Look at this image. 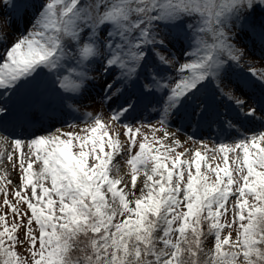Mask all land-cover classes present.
Here are the masks:
<instances>
[{
	"label": "snow or ice",
	"instance_id": "1",
	"mask_svg": "<svg viewBox=\"0 0 264 264\" xmlns=\"http://www.w3.org/2000/svg\"><path fill=\"white\" fill-rule=\"evenodd\" d=\"M3 6L10 14L16 4L3 0ZM256 7H264V0H44L32 30L12 42L3 31L9 15L0 20V44L8 45L0 55V145L12 137V150H0V164L6 159L15 167L18 161L21 180L10 200L5 185L12 181L0 175V264H264V131L211 149L203 144V153L201 148L177 152L178 139L164 143L179 105L191 104L194 116L207 114L208 102L200 95L207 84L243 116L256 117L255 106L244 112L248 101L234 96V89L223 90L229 69H242V60L253 63L233 41ZM260 27L264 34V22ZM209 31L211 44L201 38ZM177 40L193 48L183 52L184 63L169 47ZM149 57L155 62L142 89L167 92L161 127H153L151 141L147 135L137 141L141 126L123 123L122 144L91 114L86 115L94 124L83 136L57 128L24 141L10 131L9 102L27 106L25 89L39 88L42 73L61 95L80 93L95 79L89 64L99 63L102 76H113L103 90L110 100L122 91L120 85L140 78ZM69 60L75 67L66 68ZM173 67L174 85L166 74ZM249 75V83L264 93V72L250 68ZM260 108L264 111V102ZM134 110L130 98L111 118L123 122ZM224 123L232 127L231 121ZM160 130L164 135L157 138ZM121 152L129 157L130 183L112 165ZM219 159L223 166L213 163ZM22 226L26 232L18 238ZM18 244L26 246L27 256L18 253ZM73 249L82 255L74 257Z\"/></svg>",
	"mask_w": 264,
	"mask_h": 264
},
{
	"label": "rangeland",
	"instance_id": "2",
	"mask_svg": "<svg viewBox=\"0 0 264 264\" xmlns=\"http://www.w3.org/2000/svg\"><path fill=\"white\" fill-rule=\"evenodd\" d=\"M44 0L42 1V3ZM82 3H88L90 0H81ZM1 5H3V0H0V10ZM41 4H37L36 8L28 10L25 7L22 12L13 16V13H6L2 16L0 15V20H3L5 15H9L11 20L10 23L4 25L3 31L8 33L9 42L26 35L30 30H32V25L38 14V9H40ZM264 8V7H263ZM1 13H5L1 10ZM0 13V14H1ZM22 21V24L20 22ZM190 21V20H189ZM236 31L239 33L236 41L234 43L237 47L243 48L247 51L248 56L246 59L253 61L252 64L245 63L241 61L242 69L235 68L229 69L228 76L230 81H236V83L226 82L223 85L224 92H230L235 90L233 95L239 97L240 99L247 100L248 105L244 107L243 111L247 112L248 108L255 106L257 109L256 117H245L236 108V106L229 100L216 94L214 85H206L204 89L201 90V97L206 99L208 102L209 110L204 116H194L193 106L187 102L179 105L169 117L168 122V132L171 134L164 139V143L172 144L175 139L180 141V144L176 147L177 152H182L186 150H193L195 148H201L202 153L205 149L202 147L206 144L209 149L214 148L220 141L232 143L234 140L242 137L243 134L252 135L257 131H264V111H261L260 103L264 102V93H262L258 85H253L249 83L252 77L249 75V69H255L257 73L264 72V59H262V54H264V35L250 36L251 33L246 32L243 29L237 28ZM250 33V34H249ZM69 47H71V42L67 41ZM189 41L177 40L173 45H169L172 52L176 53V57L179 59V63H184L186 58L183 55L184 51H193L192 47L188 46ZM8 45L0 44V55L3 54V50ZM165 55H169L165 50L161 49ZM171 59V56H169ZM152 61V59H149ZM75 67L73 61L69 60L66 62V68ZM90 71L89 76L94 77V80H89L86 82L85 87L80 93H65L61 95L56 90L48 86L47 82L51 79L50 76L46 74H41L38 77V82L40 83L39 88L29 87L25 89V93L28 96L29 103L27 106H21L19 104H14L9 102V106L13 109L12 116H19L21 113L26 111V115L30 113V109L33 105L39 104L42 109L48 108L53 109L54 113L63 122L57 126L52 127L53 121L45 116L43 118V124L51 125V128L46 132L39 135H46L49 132L55 131L57 128L61 129L62 132H75L81 136L87 135L84 129L88 128L89 125L94 124V120L90 119L88 115L91 114L92 117H101L102 122L106 125L109 136L115 138L119 135L120 141L123 144L127 137L124 135L126 129L123 127V123L136 124L141 126V132L137 134V141L142 140L143 136L147 135L149 141L152 140V129L160 128L158 121L161 117V99L162 96L167 94L164 92H157L153 94L146 93L141 84L145 82V75H140V78L135 82H129L127 85H120L122 91L116 95H113L110 100L104 99V87L106 82L111 81L113 76L110 74L107 77L101 75V66L99 63L93 62L89 64ZM178 67V65H176ZM64 75L68 72L64 71ZM147 74V73H146ZM167 76L170 78L169 82L175 84L178 79L175 67L169 68L166 71ZM135 101V110L126 114V120L123 122H117L111 118L113 109L120 107L128 102L129 99ZM47 115V112L43 113ZM22 117V115L20 116ZM231 121L232 127H229L224 121ZM28 124L36 123L34 117H26ZM38 124H41L38 121ZM10 131L13 128L9 124ZM19 132V131H17ZM14 134V133H13ZM157 138L163 137V131H156ZM15 137H18L15 135ZM21 138L24 141L31 139ZM12 139V137H9ZM12 146L6 149L11 151ZM109 149L106 148L105 151ZM138 148L133 149L135 153ZM211 155V152L208 153ZM14 159H17L19 151L13 153ZM231 155V154H230ZM128 155L121 152L119 155L114 157L112 165L120 169V175L124 176L125 181L130 183V167L127 165L126 161ZM9 162V161H7ZM10 163V174L0 171V175L6 174L7 179L11 180V184H6L8 188L10 200H14L12 193L15 191V186L21 183L19 175V165L18 161L16 166L13 167L12 162ZM220 163L223 166L222 159L213 162ZM143 175L139 176L137 179V186H143ZM30 194V193H29ZM4 195L0 193V205H3ZM22 209L26 210V205H21ZM230 218V214H229ZM27 223V218H24V225ZM26 232V227L22 226L17 231L18 238H23ZM235 237V232H233V238ZM209 240H212L209 237ZM214 243V241H213ZM211 246L208 241H205V247ZM16 250L19 254L27 256L28 252L25 245H17Z\"/></svg>",
	"mask_w": 264,
	"mask_h": 264
},
{
	"label": "trees",
	"instance_id": "3",
	"mask_svg": "<svg viewBox=\"0 0 264 264\" xmlns=\"http://www.w3.org/2000/svg\"><path fill=\"white\" fill-rule=\"evenodd\" d=\"M32 1L33 0H14V2L16 3V7L14 9L16 10L22 4L30 3ZM189 22H191V21H189ZM262 22H264V8L263 7H256L255 11L252 12V14L248 17L247 26L244 28L247 29V27H249L248 30L251 32H253V31L262 32L261 27H260ZM201 38L209 44H211L213 42V36H212V33L210 31L201 34ZM234 41H236V40H234ZM234 41H233V43H234ZM149 59H152L153 63L155 62L153 57H149ZM80 239L85 240L86 238L83 235H81ZM72 255L74 257H76V256H81L82 253L78 249H73Z\"/></svg>",
	"mask_w": 264,
	"mask_h": 264
},
{
	"label": "bare ground",
	"instance_id": "4",
	"mask_svg": "<svg viewBox=\"0 0 264 264\" xmlns=\"http://www.w3.org/2000/svg\"><path fill=\"white\" fill-rule=\"evenodd\" d=\"M38 110H40L41 111V109H40V106H38V108H37ZM33 111H36V108H35V106H32V112ZM49 116V118L51 119V117L53 118V120H54V123H56V124H61L62 122H61V120H57V115H56V113H54V112H51L50 113V115H48ZM51 116V117H50ZM20 118V117H19ZM19 118H17V119H19ZM23 120V121H22ZM22 120H14V125L18 128V127H24L25 126V124L23 123V122H25V119H24V117H22ZM26 123V122H25ZM26 126H28V124L26 125ZM24 133L25 132H23V134L21 135V136H19L18 138H28L26 135H24ZM43 133V132H42ZM12 146V144H11V139H9V142L7 143V144H3V145H0V150H3V151H5L6 152V149H8L9 147H11ZM10 163L9 162H7V160L5 159L4 160V162H3V164H0V171H4V172H6V173H8V174H10L11 172H10Z\"/></svg>",
	"mask_w": 264,
	"mask_h": 264
}]
</instances>
